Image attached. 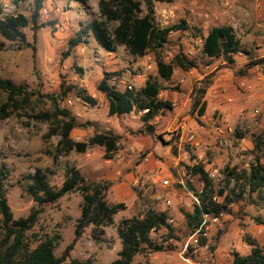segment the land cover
<instances>
[{
    "label": "rangeland",
    "instance_id": "obj_1",
    "mask_svg": "<svg viewBox=\"0 0 264 264\" xmlns=\"http://www.w3.org/2000/svg\"><path fill=\"white\" fill-rule=\"evenodd\" d=\"M7 1L10 12L1 9L0 17L20 14L29 21L22 29L29 47L0 36V80L45 95L59 94L61 87H75L93 98L96 105L79 100L75 91L59 101L79 124L71 138L86 143L94 134L108 131L117 137L116 152L111 159H105L104 149L98 146L89 147L85 153L57 155L58 138L44 139L47 126L30 120L27 115L31 112L0 120V183L13 220L24 219L33 209H40L35 225L25 233L24 242L30 249L46 238L57 237L54 255L61 257L74 239L82 199L75 191L39 208L25 193L27 177L41 170L49 185L57 190L65 169L74 167L79 168L88 184L109 183L106 202L124 203L126 210L114 217L113 225L104 228L103 235L95 234L101 240L99 243L92 237L93 227L86 228L63 264L71 261L110 264L116 260L121 249L117 235L120 220L143 217L161 203L158 198L171 201L172 206L163 212L174 221L172 228L179 240L165 241L164 232L152 234V240L165 250L138 255L132 264H231L234 254L250 252L246 243L249 239L264 251V186L261 193L249 192L242 186L243 182L230 181L225 186L231 171L237 175L248 172L256 156L264 164V136L258 152L253 153L252 145L264 132V63L245 69L250 61L264 58V6L257 8L256 0H250L254 6L249 18L241 2H155L154 21L159 27L184 21L190 28L169 35L161 58L169 63L175 54L182 52L197 65L190 72L175 70L166 82L157 74L154 54L134 58L120 46L108 53L91 36L87 44L63 57L67 42L78 32L79 25L99 17L100 0H42L41 27L35 33L30 24L34 0ZM245 16L248 25L242 23ZM223 25L231 26L241 43L242 53L235 56L231 65L221 59L202 57V41L194 37L197 31L206 34L209 29ZM103 73L119 74L112 77L118 81L112 78L109 81L118 91H124L127 86L140 89L147 79L157 82L163 88L159 100L170 103L172 109L150 123H143L141 113L136 111L108 117L107 102L97 90ZM203 88L201 102L205 103V111L199 116L193 103L196 91ZM5 97L0 91V103ZM32 109L51 111L52 102L47 98L42 104L34 101ZM195 164H202L208 172H217L213 190L220 204L231 190L234 201L215 222L205 223V244L185 250L188 239L184 238L183 212L190 213L197 205L186 185L197 192L202 189V184L187 170ZM220 190H225L222 196H218Z\"/></svg>",
    "mask_w": 264,
    "mask_h": 264
},
{
    "label": "trees",
    "instance_id": "obj_2",
    "mask_svg": "<svg viewBox=\"0 0 264 264\" xmlns=\"http://www.w3.org/2000/svg\"><path fill=\"white\" fill-rule=\"evenodd\" d=\"M160 1L162 0H100L98 2L99 17L79 25L78 32L68 40L63 57H69L74 48L87 44V39L91 36L97 45L108 53L114 52L116 47L120 46L134 58H142L148 53L154 54L157 74L166 82L171 80L175 70L190 72L196 69V61L182 52L175 54L169 63H165L161 58L160 53L168 43L169 35L174 32H185L190 28L184 21L171 27H159L154 21L153 5ZM33 5L30 24L35 33L41 27L39 12L42 8V0H34ZM28 24L29 21L20 14L0 17V36L8 42L20 43L21 47H29L22 33V29ZM194 37L202 41L200 53L204 58L221 59L231 65L234 64L235 56L242 53L241 43L231 26H216L209 29L206 34L197 31ZM262 63L264 58L250 61L245 69H253ZM117 75L119 74L103 73L97 86L98 92L107 102L108 117L125 116L136 111L141 113L143 123H150L164 111L172 109L170 103L159 100L163 88L157 82L147 79L140 89L118 91L109 83L110 79ZM60 89L59 94L45 95L38 91H28L25 86L15 85L9 80H0V91L6 95L4 102L0 103V120L19 113L27 115L31 112L27 115L30 120L47 126L44 139L58 138L55 145L57 155H68L71 152L85 153L89 147L98 146L104 149L105 159H111L116 152L117 137L108 131L94 134L86 143L75 142L71 138V133L79 124L71 112L62 108L59 103L72 91H75L76 98L90 106L96 105L95 100L75 87ZM204 94L205 88L198 89L193 103L194 107L198 108L199 116H203L205 111V103L201 102ZM44 98L52 102L53 109L51 111L33 110L34 101L42 104ZM263 136L264 132L252 141L253 153L259 151ZM187 170L190 176L202 184V189L197 192L186 185L198 201L190 213L183 212L184 238L186 239L199 229L200 233H204L203 215L217 217L228 211L229 205L234 201L233 190L229 192L230 195L224 196L222 204L212 201L213 181L209 178L210 172L206 171L202 164H195ZM227 179L226 188L230 181L243 182L242 186L249 192L261 193L264 186V164L256 156L255 163L249 167L248 172L237 175L231 171ZM27 180L29 184L26 186L25 193L39 208L46 204H54L75 191L80 193L82 204L80 216L74 225V239L61 257L54 255L57 237L46 238L35 248L30 249L24 242L25 233L35 225L40 209H33L24 219L13 220L0 183V264H63L86 228L93 227L92 237L99 243L101 240L95 234L103 235L104 228L113 225L114 217L126 210L124 203L109 205L106 202V193L111 186L109 183L88 184L74 167L65 169L63 182L57 190L49 185L46 174L41 170H35L33 175L27 177ZM224 191H218V196H222ZM167 220L165 212L155 213L150 210L146 211L143 217L120 220L117 235L121 249L117 253L118 258L110 264H132L138 255L164 251L161 244L158 245L155 240H152V234L164 232L165 241L168 238L179 240L172 226L167 224ZM205 240L206 238H201V246L205 244ZM246 243L251 248L250 252L246 255L234 254L231 264H264V251L250 239L246 240ZM168 249L171 247L168 246ZM70 264L83 263L71 261Z\"/></svg>",
    "mask_w": 264,
    "mask_h": 264
},
{
    "label": "built area",
    "instance_id": "obj_3",
    "mask_svg": "<svg viewBox=\"0 0 264 264\" xmlns=\"http://www.w3.org/2000/svg\"><path fill=\"white\" fill-rule=\"evenodd\" d=\"M9 8V5H8V1L6 2V0H0V9H2L3 11L5 12H10V10L8 9ZM10 16V15H9ZM112 80L114 81H118L116 78H112ZM128 90L131 89V86H127ZM217 172L215 170L211 171L209 173V178H211L212 181H214L216 178H217ZM161 203L158 204L155 207H152L151 208V212H155V213H161L163 212L164 209H167V208H170L172 206L171 204V201L169 199H165V198H158ZM212 201L213 202H216V203H219L217 198L214 196L212 198ZM196 204H198V201L196 200ZM214 216H210V215H203V225H205V223L207 221H216L217 218H213ZM167 224H169L170 226H174L175 223L172 219H168L167 220ZM206 231H207V228L204 227V233H200V229L195 231L187 240V243L185 245V250L188 249L189 247H193V248H196V247H199L200 246V240L201 238H205L206 237Z\"/></svg>",
    "mask_w": 264,
    "mask_h": 264
},
{
    "label": "crops",
    "instance_id": "obj_4",
    "mask_svg": "<svg viewBox=\"0 0 264 264\" xmlns=\"http://www.w3.org/2000/svg\"><path fill=\"white\" fill-rule=\"evenodd\" d=\"M249 1L250 0H222V2H241L240 5L242 7H244V9L242 8L243 9V12L245 13V15H248L249 18H250V16H251V13H250L251 12V7H253L254 4L249 3ZM246 2H248V3H246ZM263 6H264V0H260V1L256 0V7L257 8H261ZM246 17L247 16L244 17V20H243L242 23H244L245 25H248V22H247L248 21V18H246ZM259 29H261V28H259ZM256 31H258V30H256ZM257 35H259V34H255V36H257ZM76 169L79 171V168H76Z\"/></svg>",
    "mask_w": 264,
    "mask_h": 264
}]
</instances>
